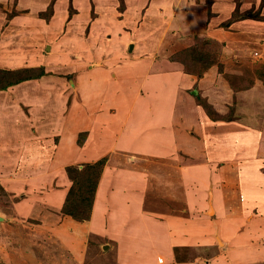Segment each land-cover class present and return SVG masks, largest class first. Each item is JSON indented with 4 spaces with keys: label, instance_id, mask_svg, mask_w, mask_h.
Listing matches in <instances>:
<instances>
[{
    "label": "rangeland",
    "instance_id": "374dc122",
    "mask_svg": "<svg viewBox=\"0 0 264 264\" xmlns=\"http://www.w3.org/2000/svg\"><path fill=\"white\" fill-rule=\"evenodd\" d=\"M172 1L84 0L89 9L83 6L82 13L79 6L80 19L76 21L79 38L89 34V40L103 41L106 47L116 48L113 50L116 63L122 58L127 63L131 59L133 65L142 66V74H159L164 78L160 89L166 86L165 91L158 94V99L164 103L157 102L159 107L164 105L165 111L161 120L157 116L154 118L158 123L156 131L151 123L153 118L150 120L154 126L145 131L148 132L147 142L151 144L155 140L150 133L161 135L176 127L185 138L166 132L160 142L165 147L159 149L164 153H161L163 158L156 153L149 156L132 153L107 169V173L116 171L111 181H105L106 190L115 181L120 182L123 175L132 176L134 170L145 172L148 179L146 186L141 187L131 179L120 183L123 190L115 205L119 204L123 214L120 218L124 220L122 227L117 228V213H113L108 228L110 233L105 232L104 215L96 226L92 223L95 196L90 217L75 220L87 231H75L74 226H69L72 221L67 223L70 229L64 227L67 225L64 218L72 217L61 211L62 206L57 214L46 192L52 185L61 186V172L53 183L42 176L40 182L22 181L33 177L31 172L22 173L21 178L9 175L6 181L11 182L6 186L0 180V264H264V20L257 19L264 17V0ZM61 2L64 1L58 3ZM12 5H0V33L9 29L11 34L10 38H0V53L4 54L7 49L24 42L16 27H25L10 22L16 11ZM63 7L69 10L68 19L79 13L72 8V0L65 1ZM47 10L44 14L39 12V16H49ZM238 12L243 13L242 19L256 20L255 25L241 24V18L235 19ZM249 16L252 18H247ZM209 21L212 24L205 25ZM24 25L29 27L28 23ZM36 25L32 23L31 27ZM61 25L62 31L68 29L66 20ZM53 26L57 25L48 23L49 29ZM198 38L201 39L197 46L214 55L223 66L214 63L202 77L185 75L187 73H182L184 66L176 64L170 56L193 46ZM28 41L33 42V39ZM48 41L40 44V53L36 55L48 54ZM80 54L75 52L72 58L80 61ZM96 61L94 57L89 64L104 63L105 58L101 56V60ZM241 79H245L243 85L249 84L248 79L252 85L240 88ZM194 89L212 104L219 116L230 115L232 119H211L206 115L208 119L204 120L201 111L195 113L193 107L183 108L179 103L175 111L171 102L165 101L169 97L177 99L183 91L193 97L190 92ZM150 90L153 92L152 88ZM156 103L152 105L158 112ZM175 117L177 119L173 120ZM180 124L185 126L184 130ZM143 128L139 127L142 133ZM173 136L175 143H172ZM86 138L87 133L80 145L76 139L78 148L85 146ZM53 143L58 140L55 138ZM83 150L86 151V147ZM73 151L81 153L77 149ZM122 154L114 156L117 159ZM103 157L106 164L107 155L94 154L89 161L69 165L81 167ZM69 165L58 168L61 171L64 167L62 170L69 182L62 183L66 194L72 184L66 171ZM41 182L49 187H41ZM141 197L142 201L138 202ZM29 204L33 205V212L26 215L21 206ZM97 209L104 208L96 204L95 211ZM97 213L100 215V210ZM170 215L189 225L179 230V240L168 247L170 235L177 234V224L170 225L174 230L169 234L157 231L149 221H167ZM161 254L168 256L163 259ZM47 256H56L59 260L46 263ZM170 257L171 262L165 261Z\"/></svg>",
    "mask_w": 264,
    "mask_h": 264
},
{
    "label": "crops",
    "instance_id": "0c3cea01",
    "mask_svg": "<svg viewBox=\"0 0 264 264\" xmlns=\"http://www.w3.org/2000/svg\"><path fill=\"white\" fill-rule=\"evenodd\" d=\"M59 1L64 2L59 4ZM65 1L68 0H0V5L12 3L11 7L13 10L16 9L15 13L11 15V24H21L25 27L24 29L23 27L15 26L17 31H21L24 42L7 49L5 54L0 53V68L19 69L43 66L44 69V74L38 78L27 79L0 90V180L6 186L11 182L6 181L9 175L21 178L22 173L31 172L33 177L29 176V178H25L22 181L30 179L31 181L40 182L38 180L43 177L45 179L48 178L53 183L58 172H61L62 180L59 182L61 186L51 184V188L46 189L48 199L52 202L51 204L54 205L53 208L58 214L57 211L60 210L67 192L62 183H65V185L69 183L62 170L64 167L59 171V166L89 161V157H94V154L99 156L107 155L109 158L105 164L106 167L103 168L95 192V204L93 206L95 219L92 220V223L96 226L101 222H99L101 216L103 217L104 215L105 232L110 233L108 228L112 223L113 213H117V228L122 227L124 220L120 218L123 214L120 211L119 204L115 205V200L120 199L119 192L123 190V187H119L120 183H123L124 179L126 181L131 179L136 183V186L140 183L141 187L146 186L148 179L146 180L147 174L145 172L134 170L132 176L123 175L120 182L115 181L116 183L114 182L112 187L106 190L105 181L108 179L111 181L115 175L113 172L116 171L112 170L107 173V169L112 167L115 162H120L123 158H129L132 153L141 156H149L156 153L157 157L163 158L164 153L160 152L159 149L165 147L160 142L161 138L165 137L166 132L174 133V135L177 133L181 139L185 137L176 127L164 131L161 135L156 132L150 133L153 137L155 136V140L151 144L147 142L148 132L145 131L151 130L150 128L154 125L155 129L153 131H156L158 123L154 121V118L157 116L161 120V115L165 111L163 109L164 105L159 107L157 102H162V99H158V94L165 91L166 86L164 89H160V86L164 85V78L159 74H142V66L133 65V62H130L131 59L127 63L122 58L121 62L116 63L115 59L117 56H115L113 51L116 48H108V45L106 47L103 41L95 40L93 42V40H89V34L84 38H79L76 20L79 21L80 19V8L82 7V13H84L85 9L83 6L89 9V4L84 2V0H72V8L79 10V13L68 19L69 10L63 7V4L65 6ZM170 2L173 1L170 0ZM79 6L81 7L79 8ZM48 7L52 8L50 15H44L46 18L39 16V12L43 13ZM127 8H130V6H127ZM65 20L68 24V29L62 31L63 26L61 24ZM241 21V24L244 25H255L254 23H256V20L252 19H241ZM24 23H28L29 27L27 26V28ZM32 23L37 24L36 27H31ZM48 23L57 26L49 29ZM209 24L210 21L205 23L208 26ZM10 35V31L7 29L6 32L2 31L0 33V38L7 39L10 38ZM29 39H33L36 44L29 42ZM48 40H52V42ZM47 41L48 43L50 42L48 54L36 55L40 53L38 52L40 44L44 43L45 45ZM89 43L91 44L90 47ZM83 50H85V53H82ZM75 52L81 53L80 61L72 58ZM82 55L84 58H82ZM101 56L105 58L104 63L89 64L90 59L94 61V57H97V61H99ZM114 62L116 64H113ZM178 65L181 66V64ZM179 66L178 68H180ZM182 73L185 74L184 71ZM185 75L193 76L190 74ZM151 88L153 92H151ZM183 93L177 99L169 97V100L168 98L163 100L171 102V107L175 111L179 103H182L183 108L193 107L195 113L197 111V113H200L201 111L205 120L207 116L203 109L196 104L194 97L188 95L186 91H183ZM153 102H157L158 112L154 109ZM141 103H143V108H140ZM181 109L179 108V110ZM189 111L191 112V109ZM145 113L146 115L144 116ZM178 118H180V115ZM174 119H177V117ZM150 120L154 125L150 123ZM176 124L179 126V123ZM180 125L184 130L185 126ZM142 126L144 127V134L139 129ZM81 131L87 132L85 141L87 143L83 146V148L86 147V151L83 148H78L75 142L78 138V133ZM53 138L54 140L56 138L58 143H53ZM174 138L175 136H173L172 143H175ZM75 149L80 150L81 153L73 151ZM93 150L98 151L94 153ZM121 152L123 154L116 159L114 155ZM132 156L135 157L136 155ZM55 168L56 171H54ZM6 172L10 174L5 175ZM42 185L49 187L43 183L40 186L42 187ZM116 192L117 196H115ZM140 193L143 196L141 188ZM141 201L142 197L138 202ZM96 204L101 205L104 209L95 211ZM21 207L25 208L26 215L32 214L33 205L29 204ZM98 210H100V215L97 213ZM1 211L3 212V209ZM166 218L167 221L154 219L149 222L154 225L157 231L169 232V234L173 233L174 230V227L170 225L172 223L177 224L175 228L177 229V234L173 233L174 235H170L172 244H170L171 242L168 243L169 247L175 243V240H179V230L183 226L187 227L189 222H183L174 216L171 217V215ZM68 221L70 223L72 221L73 224L71 223L69 226H74L75 231H87V229L81 227L82 223H77L75 219L66 216L64 223L67 224ZM69 226L67 224L64 227L70 229L71 227ZM60 243L61 246H64L63 241H60ZM168 250L169 248H167ZM161 255L164 256L163 259L168 256V254ZM52 257L47 256L48 260L44 261L47 263V261L55 262L59 260L56 256ZM171 257L165 261L171 262ZM23 261H26V259ZM13 263H15L14 260Z\"/></svg>",
    "mask_w": 264,
    "mask_h": 264
},
{
    "label": "trees",
    "instance_id": "16d2710c",
    "mask_svg": "<svg viewBox=\"0 0 264 264\" xmlns=\"http://www.w3.org/2000/svg\"><path fill=\"white\" fill-rule=\"evenodd\" d=\"M47 11H51V7ZM256 11V10H255ZM238 16L235 19L244 18L243 13L238 12ZM256 15L259 12L256 11ZM44 14V13H41ZM260 17V16H259ZM247 18H252L251 16ZM258 20H264L261 16L257 18ZM201 38L197 39V43L193 46L186 47L185 49L176 52L171 55L170 58L174 62H179L184 66V71L190 75H196L202 77L206 69L211 67L214 63H218L217 58L210 52H205L204 49L201 50L197 44L200 42ZM202 41H205L202 39ZM206 43V42H205ZM219 67H222L218 63ZM44 74L43 66L40 67H25L19 69H3L0 68V90H4L7 87L20 83L21 81L27 79L38 78ZM245 79H241L242 81ZM245 85L239 86L240 88L250 87L252 82L249 79ZM247 85V86H246ZM190 92V91H189ZM194 97L197 105H200L206 115L211 119H224L231 120L232 116L222 115L217 113L212 104L203 98L201 95H197L196 90L190 92ZM86 131H81L78 134L77 143L83 144L84 139L82 137L86 136ZM105 157L98 161L92 163H85L81 167L69 165L66 167L67 175L71 180L72 184L69 188L68 193L65 196V200L62 205L61 211L67 215H70L73 219L82 221L88 219L91 215L92 205L94 201L95 192L97 185L102 173L103 165L105 164ZM176 249V248H175Z\"/></svg>",
    "mask_w": 264,
    "mask_h": 264
}]
</instances>
